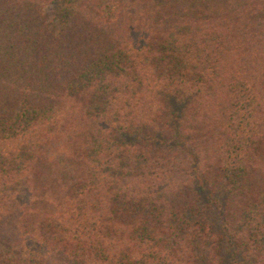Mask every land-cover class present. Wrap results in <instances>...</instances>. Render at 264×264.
Returning <instances> with one entry per match:
<instances>
[{
	"label": "trees",
	"instance_id": "trees-1",
	"mask_svg": "<svg viewBox=\"0 0 264 264\" xmlns=\"http://www.w3.org/2000/svg\"><path fill=\"white\" fill-rule=\"evenodd\" d=\"M0 264H264V0H0Z\"/></svg>",
	"mask_w": 264,
	"mask_h": 264
},
{
	"label": "rangeland",
	"instance_id": "rangeland-1",
	"mask_svg": "<svg viewBox=\"0 0 264 264\" xmlns=\"http://www.w3.org/2000/svg\"><path fill=\"white\" fill-rule=\"evenodd\" d=\"M55 1V0H54ZM55 3V2H54ZM52 4V3H51ZM54 5L52 4V5H50V6H48V7H46V8H44L43 10H42V12H44L45 14H51L53 11H54V7H53ZM229 255V254H228ZM230 256V255H229Z\"/></svg>",
	"mask_w": 264,
	"mask_h": 264
}]
</instances>
